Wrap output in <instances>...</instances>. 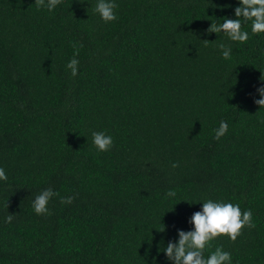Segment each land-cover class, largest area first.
<instances>
[{
    "label": "trees",
    "instance_id": "16d2710c",
    "mask_svg": "<svg viewBox=\"0 0 264 264\" xmlns=\"http://www.w3.org/2000/svg\"><path fill=\"white\" fill-rule=\"evenodd\" d=\"M115 2L105 22L97 0H0V264H174L164 248L208 199L250 209L254 227L205 258L222 247L231 264H264V32L206 31L240 0ZM93 131L113 146L99 151ZM47 188L59 195L37 215Z\"/></svg>",
    "mask_w": 264,
    "mask_h": 264
},
{
    "label": "clouds",
    "instance_id": "9594fccd",
    "mask_svg": "<svg viewBox=\"0 0 264 264\" xmlns=\"http://www.w3.org/2000/svg\"><path fill=\"white\" fill-rule=\"evenodd\" d=\"M62 0H35L37 9L47 8L49 12L53 11ZM118 4L115 0H97L95 11L99 13L105 22L117 19L115 10ZM236 19L226 18L222 23L217 24L212 20L210 27L206 30L208 33H225L232 41L245 43L249 40V32L243 30V25L251 21V31L253 34L264 32V0H240V6L235 8ZM205 46L209 40H203ZM224 59L231 57L232 49L223 43L219 44ZM79 49H75L73 58L67 64L71 70V75L75 77L79 70ZM264 81V75L260 77ZM261 99L255 100V103L264 108V86L257 89ZM228 123L220 121V125L215 129V139L219 140L228 131ZM93 144L99 151H108L113 146V138L103 131L92 132ZM173 168L178 167L174 163ZM8 179L5 169L0 167V180ZM59 193L52 188L43 190L33 201V209L37 215L50 214L47 207L49 201L58 196ZM176 193L169 191L167 196L174 197ZM75 197H62V204H71ZM252 211L241 210L239 204L230 202H216L208 199L203 202L201 211L195 212L190 223L194 225V230H179L178 242L169 241L164 252L168 260L174 264H231V253L223 250L222 247H216L215 251L205 258L204 251L211 246V241L221 235L230 237L235 241L242 234L245 227H254L252 222ZM14 214L10 213L5 222L11 223ZM163 231V230H162Z\"/></svg>",
    "mask_w": 264,
    "mask_h": 264
}]
</instances>
